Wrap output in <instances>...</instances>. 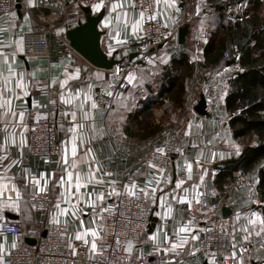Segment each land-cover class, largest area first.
Returning a JSON list of instances; mask_svg holds the SVG:
<instances>
[{
    "label": "crops",
    "instance_id": "1",
    "mask_svg": "<svg viewBox=\"0 0 264 264\" xmlns=\"http://www.w3.org/2000/svg\"><path fill=\"white\" fill-rule=\"evenodd\" d=\"M220 1L157 0L162 23L176 34L152 52L151 67L136 73L130 90L109 108L94 104L96 89L108 86L107 71L91 65L63 41L67 29L61 26L65 13L62 0H18L12 14H0V223L17 221L24 231L38 226L44 216L35 210L30 197L49 188L54 204L48 220L67 225L68 240L86 242L98 254L100 209L108 207L118 191L122 170H127L129 190L141 186L149 142L162 133L150 134L156 127L152 117L133 126L130 119L146 110L155 100L153 95L161 91L162 67L172 66L179 73L189 61L194 65L191 74L180 81L170 78L167 85L174 94L183 85L185 101L192 97L195 104L204 93L209 114L185 113L177 107L184 135L173 179L170 186H150L153 222L138 244L128 245L129 252L154 264H211L198 252L190 219L205 214L210 205L221 204L233 209L229 216L221 213L222 227L233 233V256L240 262L242 255L249 253L251 263L239 264H264V200L258 177L262 163L248 169L226 165L243 153L246 143L254 146L257 141L235 134L227 107L232 69L222 61H213L219 42L235 40V31L246 20L237 23L235 9ZM259 1V17L264 21V0ZM90 8L93 13L106 10L101 27L106 31L103 47L110 55L118 51V58H128L136 53L142 15L135 0H94ZM186 23L191 25L187 42L179 45L178 29ZM33 30L46 31L49 53L26 58L21 54L24 36ZM182 53L186 55L181 58ZM207 56L212 61H207ZM39 78L49 79L60 92L62 154L51 163L33 157L29 165H23L30 125L45 114L46 98L33 88ZM142 118L144 115L138 116V120ZM199 184L204 186L201 191ZM202 192L207 195V205L199 198ZM27 238L0 232V252L29 244ZM0 264H6L1 256Z\"/></svg>",
    "mask_w": 264,
    "mask_h": 264
},
{
    "label": "built area",
    "instance_id": "2",
    "mask_svg": "<svg viewBox=\"0 0 264 264\" xmlns=\"http://www.w3.org/2000/svg\"><path fill=\"white\" fill-rule=\"evenodd\" d=\"M190 1L193 3L194 0ZM62 2L65 13L61 26L70 29L84 20L83 7H91L94 0ZM135 4L142 15V30L136 46L137 55L132 59L126 57L115 69L107 70L108 86L96 89L94 96L96 107L109 108L116 98L126 94L137 70L149 62L154 50L172 40L176 34L173 29L162 23L157 0H135ZM17 5L18 0H0V14H12ZM248 7L249 0L238 3L235 11L239 15V21L243 22L249 17ZM47 32L49 33V30ZM63 41L68 44L65 39ZM179 49L185 50L182 47ZM238 52L239 48L236 45L227 47L223 52V61L226 64L233 61V64L229 65L233 75L237 71L234 53ZM48 53L49 39L46 31L33 30L25 34L24 49L21 53L24 57ZM33 88L44 96L47 102L43 107L45 114L36 118L30 125L26 150L21 158L23 165H29L33 157L51 163L62 154L59 139L61 122L58 118L60 92L47 78L34 81ZM194 105V99L190 97L184 102L182 109L185 113H190L194 111ZM175 106V102L169 97H163L161 101L155 103L156 117L153 115V121L156 125H162L163 120L165 126L160 136L149 142L144 158L147 166L144 182L137 190H129L125 182L127 170L121 171L122 181L118 191L109 206L100 209L98 213L102 229L98 254H94L86 242L68 240L67 225L48 220L54 199L51 190L45 188L30 197L35 210L44 216V220L38 226L24 231L20 222L4 220L0 223V232L5 235L30 237L36 240L34 244H17L5 253L0 252L6 264H154L143 256L132 255L128 245L138 244L141 237L150 231L153 222L150 186L154 183L171 185L184 135L183 120L179 118L178 111L175 112ZM172 111L175 112L173 120H164ZM195 162L199 163L200 159H195ZM182 169L185 171L186 165ZM249 185L254 186L252 182ZM198 188L201 191L204 186L199 184ZM199 198L207 205L206 193H200ZM221 208V204H213L205 214L191 217L190 225L195 228L198 252L211 264L251 263L249 253H244L240 262L233 256L234 237L230 230L222 227Z\"/></svg>",
    "mask_w": 264,
    "mask_h": 264
},
{
    "label": "trees",
    "instance_id": "3",
    "mask_svg": "<svg viewBox=\"0 0 264 264\" xmlns=\"http://www.w3.org/2000/svg\"><path fill=\"white\" fill-rule=\"evenodd\" d=\"M242 1L244 0H221L220 2L225 4L227 8L236 9L238 3ZM258 4L260 6L259 0H249L247 9L249 18L244 22V26L240 24L238 30L235 31L237 35L235 40H230L231 42L228 41V43L224 40L219 42V45L216 46L217 54L213 61L216 63H221L222 61L225 64L223 51L229 46H238L239 52L234 53L237 73L234 72V75H231L230 92L227 98V107L231 112L230 123L238 137L256 140L257 144L251 146L250 143H246L243 153L238 158L227 161L226 165L231 169H248L256 163H262L258 171V177L259 191L261 198L264 200V21L259 17ZM238 16L237 14V18ZM237 23L242 22L239 21ZM212 43L214 44V42ZM185 52L187 53L186 50ZM186 53H182L181 58ZM207 61H212V59L207 56ZM185 64L179 73H176L172 66L162 67L164 77L160 82L164 86L160 88L161 91L153 95L155 100L149 104L146 110L140 113L141 115H132L130 119L131 126L146 123L153 116L155 103L161 101L163 97L171 98L178 107L183 108L185 102L184 86L181 85L178 92L174 94L173 90L169 89L170 86L167 85V81L170 78H178L180 81L187 74H191V71L194 70V65L189 63V61ZM150 67V63H146L137 70V73ZM143 115L144 118L141 121L138 120V116L143 117ZM163 129L164 126L156 125L155 130L152 133L150 132V134H159ZM127 130L131 134H137L130 127H127Z\"/></svg>",
    "mask_w": 264,
    "mask_h": 264
},
{
    "label": "water",
    "instance_id": "4",
    "mask_svg": "<svg viewBox=\"0 0 264 264\" xmlns=\"http://www.w3.org/2000/svg\"><path fill=\"white\" fill-rule=\"evenodd\" d=\"M85 13L84 20L80 21L76 26L67 29L65 33V40L69 46L79 53L84 59H86L91 65L103 70L115 69L123 62L126 57L118 58V51H115L111 55L103 47V37L106 31L102 29L101 22L106 13L103 9L98 13H93L90 7H83ZM190 23H186L178 29V44L185 45L187 42V36L190 31ZM162 44L159 46L161 47ZM137 53L129 55V59L135 57ZM233 64V61L227 63L229 66ZM194 112L201 116L209 114L208 102L206 95L201 94L198 102L193 108ZM233 212L230 206L224 205L222 207V214L229 216ZM46 235V232H44ZM29 244L36 242L33 238H27Z\"/></svg>",
    "mask_w": 264,
    "mask_h": 264
},
{
    "label": "rangeland",
    "instance_id": "5",
    "mask_svg": "<svg viewBox=\"0 0 264 264\" xmlns=\"http://www.w3.org/2000/svg\"><path fill=\"white\" fill-rule=\"evenodd\" d=\"M175 105H176V104H175ZM175 107H176V108H175ZM175 107H174V108H175V112H176L178 106L176 105ZM155 110H156L155 107H153V115H154V117H156V115H155V112H156V111H155ZM175 112H174V111L169 112V114L164 118V120H165V119H168V120L171 119V120H173V118H174L173 116L175 115ZM171 113H172V114H171ZM152 118H153V116H152ZM161 123H162V126H165V125H164L165 122H164L163 120H162ZM155 125H156V124H155ZM159 125H160V124H159ZM178 158H179V157H178ZM221 209H222V208H221ZM221 212H222V211H221Z\"/></svg>",
    "mask_w": 264,
    "mask_h": 264
},
{
    "label": "snow or ice",
    "instance_id": "6",
    "mask_svg": "<svg viewBox=\"0 0 264 264\" xmlns=\"http://www.w3.org/2000/svg\"><path fill=\"white\" fill-rule=\"evenodd\" d=\"M96 7H97V8H99V7H100V5H97ZM181 231H183V229H181ZM77 238L79 239V237H77ZM92 247H93V249H95L96 245H95V244H93V245H92Z\"/></svg>",
    "mask_w": 264,
    "mask_h": 264
}]
</instances>
